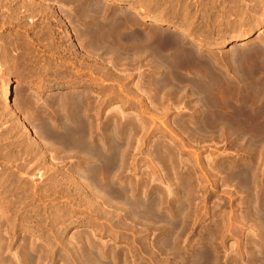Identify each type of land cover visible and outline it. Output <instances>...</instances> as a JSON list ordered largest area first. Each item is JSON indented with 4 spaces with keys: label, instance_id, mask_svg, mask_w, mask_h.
<instances>
[{
    "label": "rangeland",
    "instance_id": "rangeland-1",
    "mask_svg": "<svg viewBox=\"0 0 264 264\" xmlns=\"http://www.w3.org/2000/svg\"><path fill=\"white\" fill-rule=\"evenodd\" d=\"M0 1L9 20L23 12L64 37L35 43L28 62L0 60V147L22 141L10 130L26 96L60 136L86 130L91 156L28 172L0 160L25 201V264H264V0ZM80 12L125 57L85 49ZM73 96L86 109L65 123Z\"/></svg>",
    "mask_w": 264,
    "mask_h": 264
},
{
    "label": "bare ground",
    "instance_id": "bare-ground-1",
    "mask_svg": "<svg viewBox=\"0 0 264 264\" xmlns=\"http://www.w3.org/2000/svg\"><path fill=\"white\" fill-rule=\"evenodd\" d=\"M2 2L0 1V6L2 5L1 4ZM88 4H90V3H88ZM2 7H3V5H2ZM10 13H11V17H10V20H9V17H8L9 15L6 16L4 14V12H0V60L1 61L5 62V63H8V64L10 62L11 63H14V64L15 63L18 64L19 62L20 63L21 62H25V61L29 60V58H31L32 55H34V52L32 51V47H34V44L35 43L36 44L37 43H40L41 44L44 41H46V42H49V43H53V44L58 45L60 43V41H61V43L63 42L64 37L61 36L62 34L61 35H58V36L56 35L54 29H52L53 27H51V24L49 23L50 21L48 22L50 24V26H49L50 28L49 27H47V28L44 27V28H41L38 31V30L35 29V27H29V26H26V24H24L23 15L22 16L20 15L23 12H10ZM90 15H91L90 12H80V15H74V16L72 15L73 16L72 18L74 19V21L75 22L77 21L78 24H79V30H80V34H81L80 36H81V38H83L82 39L83 47L85 49L86 48H89V49L91 48L94 51H100V50L105 49L104 50V52H105L104 54L112 55V57L114 56L115 58L125 57L114 46H109V45L107 46V44L105 46L103 43H101L98 40V37H97V34L96 33L102 31L104 29V26L100 22L99 25L98 26L96 25L97 27L94 28L95 30L94 29L92 30L90 28V25L88 24V19H89V16ZM101 15H103V14H101ZM96 17H98V16H96ZM69 19L72 20L71 18H69ZM11 21H18L19 22L18 23V27L17 28H14L13 27L14 28L13 29L11 27V23H10ZM12 24H13V22H12ZM16 26H17V24H16ZM77 30H78V28H77ZM57 33H59V31ZM102 33H100V34H102ZM131 35H132V37H133V35L135 36V34H131ZM59 36H61V37H59ZM64 45H65V43H64ZM178 50H179V48H178ZM244 50L245 49L236 50L235 51L236 56H239V55L241 56V54H244L245 53ZM86 51H89V50H86ZM174 51L176 52V48H175ZM181 52H183V51H181ZM0 74H2V72H1V66H0ZM8 83L7 84L5 83L6 85L4 86V89H3V97H4L5 100H11V97H12V87ZM246 85H247V83H246ZM247 87H249V86H247ZM250 88H252V87L250 86ZM255 92H258V90L257 91H254V93ZM22 97H23V95H22ZM258 97H259V99H261V97L259 96V94L256 96V99H258ZM70 98H71V102L69 101V98H68V101H66L65 103L68 106V109L69 108L72 109V112L71 111L69 113L67 112L68 116L66 118H63V119L61 118L63 121H65V123H66V121L76 122L77 121L76 120L77 119V111H80L81 109L83 110V108H84V103L79 98V96L78 97H76V96L74 97L73 96V97H70ZM22 99H23V101L18 106V109L17 110H14V112H17L21 116H24V117H21V120L23 121V122L22 121L21 122L23 124L25 122V125L28 127V129H31L32 133H34L36 135V139L42 138V139H47L48 141H46V142L45 141L44 142H40V141H36V139H33L32 137H29V135H27V133H26L25 130L22 131V128H23L22 127V123H19L18 121H15L13 125L17 124V122H18V125H16L14 128H12V130H10V132L12 131L14 133H12V132L11 133L12 134H15V132L19 131V133H16V134H19L20 135V137H18V138H22L21 139L22 141H18L19 143H17V141L14 142L15 139L13 138L14 141L10 142L12 137L7 135V137H11V138H10V141L7 142L8 144L5 142V145H4V143L2 142L4 146L0 147V160L2 159V161L5 160L6 162L7 161H11V160H15V161H17V163L20 164V166H18V168L16 166V169L17 170L26 169L25 170L26 172H28L34 166L35 167H37V166L40 167V166L43 165V167H44V162H46L49 159L48 156H50L51 158H55V156H57V154L60 156V154H62L61 152H65L64 154H66V156H68L67 153H70L71 152L70 150H75V152H77L79 154V156H80V157L79 156L78 157L81 158L84 163H87L89 161L88 159L91 156H90L89 142H88L87 137H86V132H84L86 130H83V128H82L83 131L81 130L82 131L81 133H77V132H75V130H72L69 133L67 132L68 134L67 133H64L63 134L64 136H60L61 135V134H59L60 132L58 133L56 130H54L51 127V125L49 124L50 122L48 123V121L45 120V117L42 118V116L39 113V109H38L39 106L37 107L36 104L33 105L32 101H31L32 99L30 100L31 102H29V101L26 100V96L23 97ZM54 101H56V100H54ZM60 103L62 104V101ZM55 104H57V106H61V104L60 105H58V103H55ZM63 104H64V101H63ZM71 109H69V110H71ZM84 109H86V108H84ZM61 110H62V108L60 110L58 109V111H60V112H61ZM11 112H13V111H11ZM12 114L15 115V113H12ZM14 115H12V116H14ZM3 116H6V115H3ZM52 117H53V115H52ZM8 118H10V117H8ZM202 118H204V117H202ZM51 119H53V118H51ZM81 121H83V120H81ZM81 124H83V123L81 122ZM223 124H225V123H223ZM83 125H85V124H83ZM226 125H228V124H226ZM1 126L4 127V125H1ZM84 128H86V127H84ZM228 128H230V127H228ZM3 132H5V131H1L0 132V141H1V139L4 140V138L6 137V135H5V137L3 138V136H4V133ZM262 135L264 136V130L262 132ZM91 150H92V148H91ZM66 151H68V152L66 153ZM77 153H75V156L77 155ZM57 158H58V156H57ZM31 162H34V163H31ZM11 163L13 164L15 162H11ZM11 163L9 162V164H11ZM6 165H8V164H6ZM82 165H84V164H82ZM78 168H80V166H78ZM84 168L86 169L87 167H84ZM52 169H53V171H56V169L59 170L57 167H54ZM78 170H80V169H78ZM6 172H7V169H6ZM11 172L12 171H10V173ZM80 172H83V171L80 170ZM239 172H238V174L241 173V172L240 173ZM242 173L245 174L244 172H242ZM6 175L7 174L5 173V176ZM5 176H2V178H0V242H1L0 243V248H1V251H0V253H1L0 254V264H25V261L27 259V258H25V256L28 253V251L26 249V246H25V242H24L25 240H24V237H23V230H24V224H23V222H24V206L23 205H24L25 201L23 202V200H24L23 198L24 197H22L21 195H19V194H15L14 195L13 194L10 185L7 184L6 179L3 178ZM15 177H17V176H15ZM7 179H8V177H7ZM13 181L15 182L14 179H13ZM11 206H13V208H15L14 209L15 212L13 213L14 215L12 214V211L13 210L11 211ZM262 208L264 209V206ZM12 216H14V217L12 218ZM14 247H15V251H14L15 252V261L14 262L15 263H12L13 260H12V262L11 261H8L9 260V259H7L8 257L6 258V256H8V255L3 256V252H5L4 250H6V249H7L6 251H9L8 249H12ZM65 248H67V247H65ZM2 250H3V252H2ZM84 253H85V251H84ZM1 255L3 257H1ZM53 255H54V253H53ZM87 259H90V258H87ZM70 261H72V260H70ZM51 264H52V262H51Z\"/></svg>",
    "mask_w": 264,
    "mask_h": 264
}]
</instances>
